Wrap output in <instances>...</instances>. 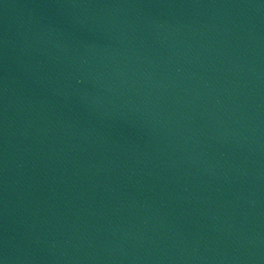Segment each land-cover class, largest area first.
Returning a JSON list of instances; mask_svg holds the SVG:
<instances>
[{
  "label": "water",
  "instance_id": "95a60500",
  "mask_svg": "<svg viewBox=\"0 0 264 264\" xmlns=\"http://www.w3.org/2000/svg\"><path fill=\"white\" fill-rule=\"evenodd\" d=\"M0 264H264V0H0Z\"/></svg>",
  "mask_w": 264,
  "mask_h": 264
}]
</instances>
